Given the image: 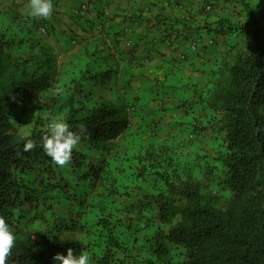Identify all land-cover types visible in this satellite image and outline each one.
Here are the masks:
<instances>
[{
	"label": "trees",
	"instance_id": "obj_1",
	"mask_svg": "<svg viewBox=\"0 0 264 264\" xmlns=\"http://www.w3.org/2000/svg\"><path fill=\"white\" fill-rule=\"evenodd\" d=\"M167 1L135 9L118 30L123 46L113 40L111 48L99 49L102 41L95 40L93 51L76 31L61 38L51 22L36 17L11 15L0 23V215L16 235L7 264H53L69 248L91 252L84 239L92 237L100 240L93 244L100 253L90 264H264V0H200L195 25L177 17L195 16L191 2ZM152 18L157 21L141 32ZM175 26L180 30L171 46L153 36L164 27L171 38ZM193 40L201 42L196 50ZM164 41L177 55L159 60L136 53ZM152 63L156 68L147 75ZM153 103L160 116H150ZM31 113L33 121L26 117ZM53 117L81 136L65 165L41 143ZM159 118L169 126L162 134L173 133V122L177 130L199 133L204 123V131L219 132L220 149L194 157L205 161L202 178L192 167L181 169L174 147L157 143ZM139 120L155 134L132 148L139 153L136 171L143 179L157 174V192L123 205L120 215L101 217L93 231L85 222L91 203L105 188H116L126 164L118 150L131 146L120 142L132 140ZM28 139L35 146L25 151ZM122 182L115 194L127 200L139 194L136 184ZM209 184L227 192L225 209L213 205ZM146 228L153 233L141 247L149 257L139 262L131 252Z\"/></svg>",
	"mask_w": 264,
	"mask_h": 264
},
{
	"label": "rangeland",
	"instance_id": "obj_2",
	"mask_svg": "<svg viewBox=\"0 0 264 264\" xmlns=\"http://www.w3.org/2000/svg\"><path fill=\"white\" fill-rule=\"evenodd\" d=\"M19 0L17 2H20V4H22L24 1ZM26 4L24 5V9L19 10L21 13H27L29 12V7H28V0H25ZM79 6L78 2L76 0H73L71 2L70 5H68V8L70 11L74 10L75 8H77ZM18 7V6H17ZM0 9H2V7H0ZM19 9V8H18ZM13 15L14 17L19 16V17H29L30 19H32L33 16L30 15H20L19 13H15L14 11H7L6 9H2L0 10V18H4L2 20H0V23L3 24V22L7 19L10 20L8 17ZM34 18V17H33ZM68 21L70 23H73V21L71 20V18L68 17ZM23 35V31H20ZM25 37V38H24ZM24 39H27L26 36L23 35ZM218 47V45H215ZM69 73H71V71H69ZM58 92H60V94H63L60 90L56 91L55 94H58ZM154 104V103H153ZM161 108V107H160ZM160 108L154 104L151 107V112H153L152 115H150L151 117H157L160 116ZM27 118L31 119L32 121L34 120V115L33 113L26 115ZM140 121V120H139ZM159 123V127L161 128V130L158 133V136L155 135L157 137V143H161V144H166L169 145L170 147H174V153L177 157V161H178V165L180 167H182V170H186L190 167H192V169L199 174L200 178L203 177L204 172V168H205V161L203 159L201 160H195L194 157H196L197 154H201L203 155L205 153V156L210 157V154H215L216 150H219V145L221 144L220 141V134L219 132H216L214 129L208 130V131H204L206 128L203 127L204 123L202 124V126L199 128V133H197V130L194 131V133L192 131H188V129H178L177 130V126L175 124V122H173L172 125V132H168L166 131V134H162L161 131L167 127L168 123L166 122L165 118H159L158 120ZM177 121V120H176ZM141 122V121H140ZM139 122V123H140ZM135 125V124H134ZM140 127L139 128H135V130H131L130 133L132 134L133 138L132 140H123L120 142V146L123 147H129V145H131L128 149L125 148L122 152L121 150L118 152L120 154L123 155V160H126V164L125 165H120V171L117 172L119 175L118 177H116L118 179V184L116 186V188H105L106 190H103L102 193H99L101 197L95 199L92 201V206L89 209V214L87 216V218L85 219V222L89 225V227L95 231L96 230V226L95 223L101 218V217H105L107 214H112V215H120L119 212L121 211L123 205H130L132 203L137 202L138 200H140L141 198L144 197V195L146 194H153L155 192H157V184L156 183V178L158 177L157 174L148 177V176H143L146 177V179L143 178H139L142 177L141 175H137L138 172L136 171V169H138V165L140 164L139 162V158L138 155L139 153L135 150L132 149L134 147H137L138 145L142 144V145H147L148 142L150 141L151 136H153L155 134V131H150L148 128H146L145 123L143 124L142 122L140 123ZM148 125V124H147ZM209 126V124H207V127ZM138 127V126H136ZM169 127V126H168ZM177 132V133H176ZM156 140V139H155ZM131 141H133V143L131 144ZM118 153V154H119ZM109 160V164L110 167H115V164H113V160L108 157ZM111 160V161H110ZM191 162V163H190ZM189 164V165H188ZM125 166L126 168L122 167ZM131 170H128L130 169ZM164 169H162V172H164ZM126 170H128V172H126ZM115 173V172H113ZM137 175V176H135ZM81 179L77 176L75 177V181L76 182H80L78 181ZM119 180L122 182H124V184L127 183H131L132 185L136 184L138 186L136 192H139L138 195H136L135 197H133L132 199H125L123 196H121L120 194L118 195V193L115 194V190L117 191H121L122 187L121 185H119ZM122 182V184H123ZM82 184V182H80ZM209 190L210 192L213 194V205L218 208V209H225L226 208V201H227V192H223L220 191L218 189V187L215 184H209ZM104 191H106V193H104ZM123 191V189H122ZM68 207V205L66 206ZM42 226V224H35V227H40ZM124 233V228H119L118 229V235L123 234ZM153 233V230L151 228H146L145 230L142 231L141 234H138V243L136 244L137 248H132V243L128 240V244L129 247L132 248V252L134 257L139 261L142 262L144 257H149V254L145 253V248L141 247L142 243L144 241V236L145 235H151ZM124 240L126 241V237H124ZM85 241H91L92 243V251L91 252H86L89 254L90 257H92V255L94 254H99L100 253V249L96 248V246L98 245L97 243H99L100 240H97V238L94 237L92 238H86L84 239ZM95 243L96 246H94L93 244ZM122 257V256H121Z\"/></svg>",
	"mask_w": 264,
	"mask_h": 264
},
{
	"label": "crops",
	"instance_id": "obj_3",
	"mask_svg": "<svg viewBox=\"0 0 264 264\" xmlns=\"http://www.w3.org/2000/svg\"><path fill=\"white\" fill-rule=\"evenodd\" d=\"M8 3L11 0H6ZM19 1V0H17ZM24 1V0H22ZM21 1V2H22ZM73 0H62L61 7H59L57 12H53V14L48 17V18H40V20H43V22H51L55 28H56V34L59 37H63L67 39V36L69 33L76 31L81 35L82 38H84V45L83 47H89L91 51L96 49V43L95 40L102 41L101 45L99 46V49L105 48V47H111L115 43L113 40L120 42V44L123 46L125 40L123 39L122 35L119 33V28L122 26L123 23L127 21H131L132 17L135 14V9L139 8L140 5H146V4H156L162 2V0H90L89 3V14L87 18L78 23L74 21L70 15H69V8L68 5L71 4ZM78 4L80 5L81 2L85 0H76ZM178 1V0H177ZM188 2H191L192 4L191 8L192 11L194 12L195 16H191L189 12H184L181 15H178L180 12L178 10H174L175 14H177V17H180L179 20L181 19L186 20L189 22L191 25L197 24L201 20V15L199 14V10L201 9V4H199L201 1L200 0H188ZM18 5H20V2H16ZM100 4V5H99ZM103 5L108 6L111 8L113 11V17L109 18L104 21H102L103 18H100L101 13H99V8ZM183 12V11H181ZM68 17L71 18L73 23H70L68 21ZM193 17V18H191ZM197 20V21H195ZM157 20L152 18L149 21L146 22L141 28V32H147L145 30L146 27L151 26L153 23H155ZM50 23V24H51ZM60 26V27H59ZM180 30L179 27L175 26L169 29L170 32L174 34L173 37H166L164 34V27H161L158 31L154 30V37L157 36L158 38L162 40H170L174 41L176 37V31ZM60 33L61 35H59ZM105 45V46H104ZM115 45V44H114ZM167 44L165 43H159L158 45L152 46V47H141L140 50L136 49L137 54H144L145 52H151L154 56H156L157 59L159 60H164L165 58L162 57L163 54H165L166 59H169L172 57L175 53L174 49L171 47L169 48L166 46ZM186 46L182 48V50H185ZM211 51V50H210ZM208 52L211 55V52ZM212 58H216V55L213 54ZM155 61V60H154ZM155 65L149 64L146 73L147 75H150L154 71ZM156 73V72H154ZM157 73L160 74V71ZM190 74V73H188Z\"/></svg>",
	"mask_w": 264,
	"mask_h": 264
},
{
	"label": "clouds",
	"instance_id": "obj_4",
	"mask_svg": "<svg viewBox=\"0 0 264 264\" xmlns=\"http://www.w3.org/2000/svg\"><path fill=\"white\" fill-rule=\"evenodd\" d=\"M164 1L168 2L167 0ZM16 2L17 0H11L9 3L6 0H0V7H2V9H6L7 11L20 12L19 10L24 9L23 4H26V1L24 0V2L20 5H18ZM89 3L90 0L81 2L77 8L69 11L70 17L76 22L77 20H85L89 14ZM61 4L62 0H28V14L38 18V20H40L39 17L48 18L53 14V12H57L59 10L58 8L61 7ZM83 6H86L85 15L83 17L75 15L74 12L81 9ZM99 11H103L106 20L113 17V11L106 5L101 6ZM106 12H108V14H106ZM2 19L4 18H0V20ZM39 29L43 35H46L45 28L39 27ZM128 43L125 44L127 48H130L131 45L129 46ZM210 44V42H207L205 45ZM169 45L171 46V41L169 42ZM111 47L109 46V48ZM183 51L180 49L179 52L183 53ZM203 53L208 55V52ZM46 128L47 131L41 137V143L44 150L58 164H67L71 160L74 148H76L80 143V133L72 130L70 124L60 117L51 118L49 123L46 125ZM34 146L35 141L28 139L24 145V150L28 151ZM15 241V232L7 223L6 218L0 215V264H7V258L15 246ZM53 264H90V256L86 252H81L79 255L74 254L73 249L69 248L67 255H64L63 253H57L53 257Z\"/></svg>",
	"mask_w": 264,
	"mask_h": 264
},
{
	"label": "built area",
	"instance_id": "obj_5",
	"mask_svg": "<svg viewBox=\"0 0 264 264\" xmlns=\"http://www.w3.org/2000/svg\"><path fill=\"white\" fill-rule=\"evenodd\" d=\"M207 8L210 9L211 7L208 6ZM85 13H86V6H83L81 9L76 10V11L74 12L75 15L80 16V17H83V16L85 15ZM106 14H108V12H106ZM126 31L129 32L128 29H127ZM210 43H212V42H210ZM131 44H132V42L130 41V42L128 43V45L130 46ZM200 44H201L200 41H197V40L192 41V42L190 43V48H191V50H196V48L199 47ZM180 54H181L182 58L185 57V56H184V55H185L184 53H180Z\"/></svg>",
	"mask_w": 264,
	"mask_h": 264
}]
</instances>
